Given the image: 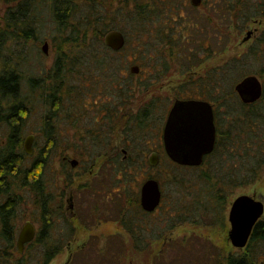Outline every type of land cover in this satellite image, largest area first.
Wrapping results in <instances>:
<instances>
[{
  "label": "trees",
  "instance_id": "1",
  "mask_svg": "<svg viewBox=\"0 0 264 264\" xmlns=\"http://www.w3.org/2000/svg\"><path fill=\"white\" fill-rule=\"evenodd\" d=\"M45 2L0 0L6 7L3 22H0V264H12L14 256L18 257L14 264H48L61 251L62 244L71 241L73 225L64 221L67 230L63 224L60 228L56 226L64 206L58 200L61 195L54 191L57 182L49 173L65 145L59 128L66 107L70 109L69 116L86 117L89 115L88 100L102 96L98 92L106 89L110 93L107 92V98L112 101L98 113L107 114L103 120H110L113 125L136 94L149 90L173 72L186 76L185 82L176 89L175 99H200L214 106L217 135L213 150L200 165L176 164L163 151L165 161L161 160L158 165L163 167L159 182L169 194L163 192L162 218L166 223L174 222L173 226L209 223L226 229L227 208L235 189L255 181L264 168V157L255 155L264 148V95L257 102L246 104L235 90L236 84L250 74H256L263 81L264 32L250 39L252 43L243 57L246 67L241 64L242 57L236 56L203 75L195 77L193 69L219 50L223 51L220 48L230 37L226 26L236 25L239 32H243L253 20L264 18V0H201L198 5L190 0L188 4L193 8L205 10L194 18L182 15L181 9L187 4H182L181 0H134L128 23L133 40L138 44L143 40L140 48L144 52L138 53L137 47L133 51V57L139 55V59L135 58L131 65L137 64L140 70L138 73L131 71L128 77L120 75L119 58L126 50L127 23L123 26L116 20L127 14L128 8L117 9L114 16L109 12L110 0L99 3L95 0H51L57 36L54 41L56 57L45 76L26 77L25 72L12 63L10 56H16L12 47L18 42H27L39 30L38 14ZM110 30H120L124 34L126 42L122 49L115 51L105 45L104 36ZM159 101L151 99L137 112L129 110L127 122H116L117 129L122 127L127 133V139L122 142L127 156L123 152L122 156L114 144L106 143V135L98 129L88 133L90 140L85 141L83 152L77 153L79 157L86 159L88 156L93 163H111L117 177L123 176L126 184L132 179L137 182V177L129 179L127 175L130 170L134 174L144 169L146 151H140L138 146L157 125L153 122H160L159 104L162 103ZM39 102L43 108V131L36 136L38 152L30 162L23 146L24 126ZM224 122L228 126L225 131ZM99 123L96 116L94 124ZM110 146L115 148L106 151ZM66 161L61 159L64 166ZM24 189L34 196L35 207L40 211V227L34 240L20 253L15 222L18 208L24 203ZM133 193L135 209L149 216L150 212L141 206L140 193ZM91 209L100 211L96 204ZM117 210L134 248L143 251L151 247L143 245L147 228L156 226L150 218L145 219V223H137L119 205ZM261 240H264V222L257 224L248 252L242 257L227 256V264H257L255 244ZM33 247L34 255L28 259V250ZM119 256V252L112 255L114 263L119 264Z\"/></svg>",
  "mask_w": 264,
  "mask_h": 264
},
{
  "label": "rangeland",
  "instance_id": "2",
  "mask_svg": "<svg viewBox=\"0 0 264 264\" xmlns=\"http://www.w3.org/2000/svg\"><path fill=\"white\" fill-rule=\"evenodd\" d=\"M95 1L98 3L102 2V0ZM181 2L182 4H187V6L181 9L182 15L185 17L194 18L197 14L205 12L204 9L193 8L191 4H188L190 0H181ZM108 4L111 6L108 7L110 14L114 16V11L117 9L123 7L128 8L125 10L127 14L123 15V17L119 16L120 20L116 19L122 22L123 26L127 23L125 25V33L128 37H126V50L124 51L125 54L122 55L123 57L119 55V58L122 63L120 75L128 77L132 67L138 66L137 64L131 65V61L133 62L135 58L139 59V55L135 58L133 57V51L136 50L137 47L138 53L144 52L142 48H140L143 44V40L142 44H138L136 39L133 40V32H131L129 28L130 24L128 23L135 5L134 0H110ZM5 11V5L0 3V22H3ZM52 13L51 0H46L45 4L42 6V10L38 14L37 20L41 25L39 30L34 33V36L27 42H18L12 47L16 55L14 56L13 54L10 56V58L13 59L12 63L17 64L19 66L18 69L24 71L26 77L32 74L36 77L45 76L53 65L56 57L54 41L57 36ZM232 26L233 24L226 26L229 28L230 37L225 44L223 42L224 46L220 48L223 49V51L219 50L212 58L201 62L199 66L195 67L193 69V75L195 77L197 75H203L205 71L207 72L213 67L230 62V60L236 56L242 57L243 61L241 64L246 67V59L244 60L243 57L244 53L247 52V48L252 43V40H250L252 37L249 39L250 41H244V38L249 30L254 31L256 30L255 28H257L258 31L252 36L253 38L259 37V35L264 32V18L253 20L246 26L243 32H239L236 25ZM45 44H48L47 52L43 50ZM128 51H130V53ZM251 71L254 72L256 70ZM185 79L186 76L182 75L181 72H173L165 76L162 81L157 83L154 87L147 91H144V89L142 92L140 91V93L136 94V96L127 103L125 111L123 110L124 112L119 116L118 120H125L127 122L128 119L126 117H130L129 110L137 112L144 103L151 101V99L155 100L157 98V100H160L159 102L162 103L159 104L161 110V112H159L162 114L160 116V122L158 123L159 120L153 122L154 125H157L150 129L149 134L146 135V141L140 140L141 142H139L140 144L138 147L140 151H146L144 169L141 173L135 172L134 174L132 170H130L127 175L129 179L137 177V182L132 179L131 183L126 184V180L123 176L117 177V173L114 171V166L111 165V163L109 165L106 164L107 166L104 162L93 163L90 157L85 156L86 159H81L79 157L80 155L77 154L83 152L85 141L90 140L88 139V133H94L98 129L103 131L106 135V143L114 144V146L119 148L120 153H122V149H124L122 142L127 139V133L122 127L117 129L118 124H116V122L118 120L114 121L112 125L110 120H103V116L106 118L107 114L101 113L103 114L101 116V114L98 113V110H101L106 104L112 101V99L107 98L108 90L101 89L98 93L103 94L102 96H95L94 99L88 100L87 113L89 115L86 117L78 119L73 118L68 115L70 109L66 107L63 116L64 121H61V127L59 128L63 138L62 141L64 140L65 145L61 147L60 152L62 155L55 158V162L52 165V169L49 170V173L50 178L55 179L57 182V189L55 188L54 191L61 195V198L58 200H61L62 206H64V210L61 212V220L56 223V226L60 228L61 224H63L66 228V222H70V224L73 225L71 229V235L73 236L68 244H62L61 251L57 253L48 264H116L114 263L115 261H113L112 255L118 252L121 254L118 258L119 264H227L225 260L227 256L233 254L243 256L248 252L247 249L238 250L232 245L228 235L230 229L228 221V228L226 227V229H224L222 225L211 226L209 223L206 225L183 223L173 226L174 222L166 223V221H164L160 210L152 214L150 213L149 216H145L139 213L134 207L135 202L133 197L135 193L133 192H138L139 194L141 191L140 188L147 179L155 178L159 181V178H161L160 171L163 167L159 168L158 165L161 160L165 161L164 155L166 152L163 153L158 144L160 142V137H162L168 111L175 101L176 89L185 82ZM262 79L264 84V78ZM108 94L110 93L108 92ZM37 100L40 102L42 101L40 98ZM40 102L37 103V105H39ZM42 110V106L39 105L37 110L33 111L34 114L24 126L23 146L28 136L34 135L32 153L28 154L30 162L33 161L34 157L37 155V137L43 131ZM96 116H98L99 125L94 124ZM224 124L225 131L228 126L226 122H224ZM39 142L42 144V140ZM259 145H261V143H259ZM91 148L92 147L88 145V150H91ZM113 148L115 147L110 146L105 148V150L108 151ZM123 153L127 156V151ZM154 153L158 154L159 162L156 166H151L149 158ZM134 155L136 156V154ZM255 155L257 158L264 157V148ZM110 157L113 158L112 156ZM62 158L67 160L65 166L61 162ZM72 160L78 161L77 167L74 168L71 165ZM166 164L169 165L168 163ZM117 181H119V184ZM162 187L163 186H161V189ZM163 189L162 192H164L165 195L169 194L168 190L165 188ZM93 191L96 192L94 193ZM22 194L24 203L18 208V215L15 222L18 235L27 221L34 223L37 231L40 227V220H38L40 211L35 207L33 194L27 189H24ZM241 195H250L260 201H264V168L255 181L235 189L231 197V203ZM231 203L228 204L227 208V220ZM94 204L99 207L100 211L91 209ZM118 205L129 217L134 218L137 223H145V219L148 220V218H150L154 225H156L155 228L154 226H149L147 228L149 230L145 232L146 239L143 245L146 247L150 244L151 247H146L143 251L134 248L130 235L127 234L126 229L121 225V217L117 210ZM261 220L264 221V213ZM64 221H66L65 224ZM169 226L173 227L170 228ZM17 241L18 237L16 243ZM262 242H259L258 245L255 244V254L258 257L257 264H259L261 258L264 257V244H262ZM34 250V247L28 250V259L33 257ZM99 250L102 251L103 254L100 253ZM14 257L12 264H14L15 259L18 258Z\"/></svg>",
  "mask_w": 264,
  "mask_h": 264
},
{
  "label": "water",
  "instance_id": "3",
  "mask_svg": "<svg viewBox=\"0 0 264 264\" xmlns=\"http://www.w3.org/2000/svg\"><path fill=\"white\" fill-rule=\"evenodd\" d=\"M201 0H193L195 4ZM254 31L247 32L244 41L252 37ZM126 39L120 30H110L104 36V43L111 49L118 51L125 45ZM48 44L43 50L47 52ZM140 68L133 66L131 71L138 73ZM235 90L243 103L251 104L259 101L264 94V86L256 75H248L239 81ZM217 129L215 124L214 106L205 100L183 99L177 100L172 106L163 130L165 152L176 164L183 166L200 165L204 157L215 145ZM34 135L28 136L24 149L27 154L32 153ZM159 162L158 154L149 158L151 166ZM78 164L72 160V166ZM162 189L155 178L147 179L141 187V205L147 212H153L161 203ZM264 213L262 201L250 195H241L234 199L228 213L231 225L229 239L236 248L246 246L254 225ZM37 228L31 221H27L18 235L17 246L20 253L24 252L27 243L34 240Z\"/></svg>",
  "mask_w": 264,
  "mask_h": 264
},
{
  "label": "flooded vegetation",
  "instance_id": "4",
  "mask_svg": "<svg viewBox=\"0 0 264 264\" xmlns=\"http://www.w3.org/2000/svg\"><path fill=\"white\" fill-rule=\"evenodd\" d=\"M256 30H254V32H253V34L252 35H254L257 31H258V29L257 28H255ZM253 37V36H252ZM263 83V82H262ZM263 86H264V84H263ZM264 95V94H263ZM240 98V97H239ZM177 100H183V99H175V101L173 102V104L171 105V107H170V109H169V111H168V115H169V112H170V110H171V108H172V106L174 105V103L177 101ZM241 100V99H240ZM242 101V100H241ZM168 115H167V118H168ZM167 118H166V120H167ZM166 123V122H165ZM164 127H165V125H164ZM163 130H164V128H163ZM162 135H163V132H162ZM159 147H161V150L162 151H165L166 149H165V146H164V140H163V136L162 137H160V142H159ZM152 149V148H151ZM126 149L124 148V149H122V152H125L126 153ZM156 153H158V152H156ZM71 165H72V161H71ZM77 166V165H76ZM76 166H73V167H76ZM160 186H161V184H160ZM141 189V188H140ZM163 193V192H162ZM72 199V198H71ZM162 199H163V195H162ZM140 202H141V191H140ZM263 202V204H264V201H262ZM161 204H162V200H161V203H160V205L153 211V212H150V213H154V212H158L159 210H160V206H161ZM142 206V205H141ZM143 208V207H142ZM263 216V215H262ZM262 216L258 219V221L256 222V224L254 225V228H253V230H252V233H251V235H250V238H249V240H248V242H247V244H246V246L245 247H243V248H237L238 250L239 249H247V251H248V246H249V244H250V240H251V237H252V235H253V233H254V231H255V228H256V226H257V224L258 223H260V222H264L263 220H261L262 219ZM228 222H229V220H228ZM230 224V223H229ZM230 227H231V225H230ZM230 230V229H229ZM228 235H229V233H228ZM230 240V239H229ZM262 241H264V240H261V241H258L257 243H256V245H258V243L259 242H262ZM262 244H264V242H262ZM236 248V247H235ZM246 254V253H245ZM242 257V256H241ZM220 264H222V263H220ZM259 264H264V257L263 258H261V260H260V263Z\"/></svg>",
  "mask_w": 264,
  "mask_h": 264
}]
</instances>
